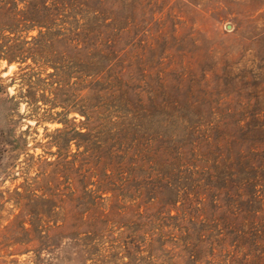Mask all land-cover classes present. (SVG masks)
<instances>
[{"label":"rangeland","instance_id":"374dc122","mask_svg":"<svg viewBox=\"0 0 264 264\" xmlns=\"http://www.w3.org/2000/svg\"><path fill=\"white\" fill-rule=\"evenodd\" d=\"M75 12L81 54L66 55L53 26L37 46L40 27L0 24V264H264V233L203 189L219 160L207 136L264 119V0ZM69 58L91 69L57 83Z\"/></svg>","mask_w":264,"mask_h":264},{"label":"trees","instance_id":"16d2710c","mask_svg":"<svg viewBox=\"0 0 264 264\" xmlns=\"http://www.w3.org/2000/svg\"><path fill=\"white\" fill-rule=\"evenodd\" d=\"M17 1L22 0H0V24L10 28L21 25L24 28L40 27L37 35L32 37L37 46L47 42L46 36L50 35L48 29L53 26L55 27L53 40L60 44V48L65 46L67 50H74L80 54L83 50H89L90 43L83 35L87 30V21H79L76 18L75 8L81 4L87 5V1L90 0H54L51 2L53 10L47 0H23L22 8L17 7ZM48 15H52V19H49ZM41 27H45L46 30L41 31ZM61 50L66 54L64 48ZM15 55L17 54L12 53L8 60L13 59ZM72 68L81 73L91 69L82 62L69 58L67 61L60 60V64L56 65V71L50 74L56 78L57 83H60L64 74L72 72L69 70ZM227 119L218 118L213 127L217 130L224 129L228 124ZM242 121L232 120V126L228 132H223L222 140L216 135L211 139L207 136L209 139L207 142L218 143L219 160L218 162L214 160L205 170L209 174L207 176L209 181L204 182L203 189L207 192L212 186L217 187L227 199V210L232 215L231 221L234 224L236 222L243 224L244 220H247L249 228L253 230L252 234L260 236L264 233V136H262L264 119L254 116ZM216 179L217 184L212 183ZM183 197L186 200V207L194 200L189 196V192ZM258 230L261 231L260 234L257 233ZM242 232H244L242 236L250 234V230Z\"/></svg>","mask_w":264,"mask_h":264}]
</instances>
